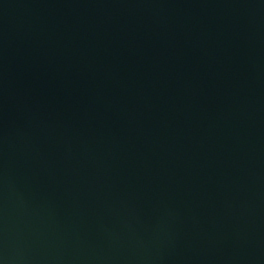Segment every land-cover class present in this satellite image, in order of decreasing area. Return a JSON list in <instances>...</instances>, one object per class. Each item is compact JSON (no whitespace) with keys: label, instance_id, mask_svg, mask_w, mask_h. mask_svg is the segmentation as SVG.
Returning <instances> with one entry per match:
<instances>
[{"label":"water","instance_id":"95a60500","mask_svg":"<svg viewBox=\"0 0 264 264\" xmlns=\"http://www.w3.org/2000/svg\"><path fill=\"white\" fill-rule=\"evenodd\" d=\"M0 264H264V0H0Z\"/></svg>","mask_w":264,"mask_h":264}]
</instances>
